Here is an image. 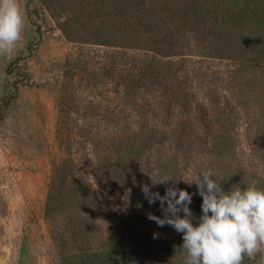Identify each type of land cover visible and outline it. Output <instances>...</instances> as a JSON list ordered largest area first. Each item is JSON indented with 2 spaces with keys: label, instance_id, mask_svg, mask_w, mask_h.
Instances as JSON below:
<instances>
[{
  "label": "rangeland",
  "instance_id": "374dc122",
  "mask_svg": "<svg viewBox=\"0 0 264 264\" xmlns=\"http://www.w3.org/2000/svg\"><path fill=\"white\" fill-rule=\"evenodd\" d=\"M101 1L19 0L22 40L0 57V264H183L182 234L147 219L162 218L147 175L264 189V0H177L165 18L169 0H146L138 43ZM79 9L109 44L86 23L63 34Z\"/></svg>",
  "mask_w": 264,
  "mask_h": 264
},
{
  "label": "clouds",
  "instance_id": "9594fccd",
  "mask_svg": "<svg viewBox=\"0 0 264 264\" xmlns=\"http://www.w3.org/2000/svg\"><path fill=\"white\" fill-rule=\"evenodd\" d=\"M24 29L19 0H0V57L16 51ZM147 176L151 185L141 186L143 196L150 206L158 202L162 213L161 218L149 212L147 219L182 234L183 264H244L246 257L264 264V189L236 185L226 192L211 170L193 180L166 178L159 169ZM181 181L194 184L197 193L180 189ZM157 185H166L163 195L151 190ZM196 194L202 198L199 217L190 208Z\"/></svg>",
  "mask_w": 264,
  "mask_h": 264
},
{
  "label": "trees",
  "instance_id": "16d2710c",
  "mask_svg": "<svg viewBox=\"0 0 264 264\" xmlns=\"http://www.w3.org/2000/svg\"><path fill=\"white\" fill-rule=\"evenodd\" d=\"M170 2L161 4L158 7V11H160L164 18L165 12L169 4L171 2H175L177 0H169ZM94 4H103L101 0H94ZM111 7L112 16L116 17L112 23V30L117 29L116 31L119 32V35L122 36L124 32H127L128 29L134 28V37L133 41L135 40L136 43L138 41H144L145 38L149 37L150 33H152V27L154 23V12L155 9L153 5L148 4L146 0H110L107 1L106 8ZM97 9L90 10L89 12L75 10L73 19L70 21L69 25L65 22L60 23V30L65 34V36H70V28L75 23H86L85 26L89 28V38L95 41H103L105 44H109V40L114 38H106L108 28L106 26L105 19L103 16L97 13ZM96 12V13H95ZM87 13V14H86ZM169 17V14L166 18ZM107 31V32H105ZM77 38V37H76ZM84 38V37H83ZM168 47H166L167 50ZM179 136L178 134L175 135L174 139ZM112 227L108 228V235L106 237V241L102 242V246H109L111 242L110 231Z\"/></svg>",
  "mask_w": 264,
  "mask_h": 264
}]
</instances>
